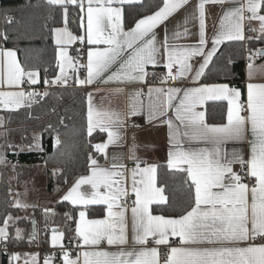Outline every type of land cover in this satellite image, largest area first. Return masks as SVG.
<instances>
[{
	"label": "snow or ice",
	"instance_id": "snow-or-ice-1",
	"mask_svg": "<svg viewBox=\"0 0 264 264\" xmlns=\"http://www.w3.org/2000/svg\"><path fill=\"white\" fill-rule=\"evenodd\" d=\"M47 2L63 8L65 25L69 6L78 8L85 34L74 35L66 26L53 30L59 75L51 81L45 80L46 85H67L70 72L79 85L144 84L150 65L167 70L160 78L161 84L168 81L183 84L194 71L190 61L194 57L203 58L191 75L192 84L197 86H150L146 104L139 99L143 91L138 90L132 94V103L125 113V116H135L146 108L149 122L162 119L167 124L171 145L167 167L183 175L182 183L188 193L180 214H153V205L168 203L166 186L157 184L156 164L140 161L133 151L132 168L117 163L121 157L115 155L109 166H103L89 154V174L79 176L61 198V202L83 209L79 211L75 228L80 241L76 247L81 251L75 258L63 251L64 264H264V83L251 82L254 60L264 57V49L248 57L246 98L241 89L228 83L199 84L219 45L225 41H245L246 20L257 21L259 27L250 30L264 34V14H261L264 0H198V16L186 15L183 31H174L171 37L165 22L190 0H162L155 12L137 20L127 30L123 5L139 0ZM209 3L236 6L224 11L219 30L212 38V47L205 51L208 43L205 5ZM190 18L199 22L197 44L174 43L190 35L187 27ZM161 25H165V34L158 40L156 29ZM180 27L177 24V29ZM77 41L90 46L86 49L84 64L79 62L80 49L75 50V56L69 54V46ZM80 69L86 72L84 79L79 78ZM26 83L38 84L39 71L22 66L16 51L0 48V108L15 111L31 107L37 97L49 95L47 91L26 92L23 89ZM87 100V135L91 137L96 131L106 133V141L93 147L107 160V149L121 139L114 126H122L125 120L117 112L95 108L92 93L87 94ZM208 102H226V122H207ZM55 143H60L59 137ZM236 143H246L248 152L227 147ZM0 163H4L2 157ZM234 166H239V170ZM130 195L135 197L131 204L128 203ZM92 205L106 206L105 216L89 219L87 209ZM14 206L28 207L19 200ZM49 212L45 209L46 214ZM12 219L11 216L4 219L0 242L9 240ZM52 233L51 244L56 246L64 233L56 229ZM177 237L179 243L172 246L170 238ZM16 239H21L19 229ZM150 240L155 246H148ZM105 244L116 250L104 248ZM162 245L168 248L164 259L160 254ZM19 258L16 254L11 256L12 260ZM25 264H37V256L25 260ZM44 264H50V259L46 257Z\"/></svg>",
	"mask_w": 264,
	"mask_h": 264
},
{
	"label": "trees",
	"instance_id": "trees-1",
	"mask_svg": "<svg viewBox=\"0 0 264 264\" xmlns=\"http://www.w3.org/2000/svg\"><path fill=\"white\" fill-rule=\"evenodd\" d=\"M160 4L159 0H146L135 5H125V24L130 26L137 18L155 10ZM261 13H264V9ZM79 17V9L69 6L68 24L77 33L81 32ZM63 23V8L50 5L47 0H0V47L14 49L22 66L39 71L41 87L46 85L45 80L51 81L57 74L56 45L52 32L54 27ZM5 36L7 39H4ZM261 46H264V36L254 37L246 42H224L207 67L205 80L242 82L245 77V52ZM233 60L236 62H230ZM45 91L49 95L37 97L31 107L15 111L0 110L7 122L35 126L41 132L42 144L39 151H14L12 147L4 146L6 162L0 163V224H3L8 215H20L32 209L13 205V188L19 187L24 178L35 171L38 164H44L51 176L47 185L49 191L53 190L55 182L65 187L88 170V157L93 153L94 142L103 136L99 131L94 132L91 137L87 135L86 95L82 88L53 86L41 93ZM206 108L208 122L218 123L225 120V102H209ZM57 137L59 144L55 143ZM157 166V183L159 186H166L168 203L153 205V213L176 216L188 199L182 183L183 175L169 170L165 162ZM55 168L60 169L57 179L53 177ZM53 208L55 211L52 222L63 226L64 240L68 241L67 239L73 237L79 207L58 201ZM33 209V217L39 224L40 241L45 245L51 227L44 223L43 208ZM103 209L89 206L88 214L92 217L101 215ZM19 221L25 223V232L21 239L9 234L7 246L11 249L26 248L31 242L28 239L31 220L22 216ZM9 255V250L2 253L1 264H12Z\"/></svg>",
	"mask_w": 264,
	"mask_h": 264
},
{
	"label": "crops",
	"instance_id": "crops-1",
	"mask_svg": "<svg viewBox=\"0 0 264 264\" xmlns=\"http://www.w3.org/2000/svg\"><path fill=\"white\" fill-rule=\"evenodd\" d=\"M143 1H146V0H139V2H134V3L125 4V5H135V4H139ZM159 1L162 4V0H159ZM197 3H198V0H190V3L188 5L179 9L176 13L173 14L172 17H170L165 22L169 37L172 36V33L174 31H177V30L183 31V21H184V18L186 15L191 13V14H195L196 16H198V13L196 12ZM161 4H160V6H161ZM125 5H123V21H124L125 30L133 27L137 20L143 18L146 15H150L157 10V8H156L155 10H153L147 14L142 15L140 18H137L130 26H127L125 24ZM235 6H236L235 4H231V3H224V4L209 3V4L205 5V25H206L205 32H206V38L208 40L205 51L210 50L212 47L211 41H212L214 34L219 30V22H220V19L222 18L224 11H226L227 9L233 8ZM261 14H264V13H261ZM80 15H81V13H80ZM246 15H247V13H246ZM245 22H244V26H245ZM253 22H254V28H258L259 27L258 22L257 21H253ZM79 23H80V28H81L80 33H77L76 31H74L73 28L68 23H67V25H65V23H63L61 26L54 27L53 30L56 28H64L66 26L70 31L73 32L74 35H77V36L84 35L85 31H84V28L81 27L80 19H79ZM177 24L181 25V27L179 29H177ZM165 25H161L159 28L156 29L158 40H162L164 37ZM187 27L189 29L190 35L187 37L182 36L180 39L173 41L174 43H177L180 45H196L197 44L198 38H199V36H198V32H199L198 19L190 18L189 23L187 24ZM254 34L256 37L264 36V34H261L258 31L254 32ZM52 39H53V42L55 44L53 32H52ZM246 41L247 40L245 39V41H243V42H246ZM225 42H228V41H225ZM77 43H79V41H77L75 44L69 46V54L70 55H73V56L76 55L75 50L78 49V47L76 46ZM82 45H83V47H82V50H80L81 55L79 57L80 64L86 63V49L88 47H90L87 45L86 42ZM221 45L218 46V49L220 48ZM262 47H264V46L253 49L251 51V54H254L256 50L261 49ZM0 48L11 49V48H4V47H0ZM11 50H14V49H11ZM245 55H246V52H245ZM249 55H248V57H249ZM17 59L19 60L18 55H17ZM193 59L196 60L195 64H193V69L195 71V69H197L199 67V64L203 62V58L202 57H194ZM163 62L164 61L162 60V63ZM230 62H232V61H230ZM190 63H191V61H190ZM248 63H249V60L247 62H245V77H244V80L240 83L234 82V81H210V80H205V77L202 76L200 78L199 84L228 83L232 87H237V88L241 89V91L245 93V98H246V84L249 82L248 70H247V64ZM157 68L158 69H161V68L165 69L162 66L154 68L153 66L150 65L147 67L146 70L149 71L151 69H157ZM206 69H205V71H206ZM194 71L191 75H194ZM57 75H59V69L57 71L56 76ZM191 75L188 79L183 81V84H181L179 81H177L176 84L174 85L172 81H168L167 84L157 83V84L148 85V86L143 88V86H142L143 84H141V83H135V84L94 83L93 85H79L75 82V77L70 72L69 73L70 78L68 80L67 85H64V84H60V85L61 86H76V87L82 88L85 91L87 108H88L87 94L92 93V95H93L92 103H93V106L95 108L100 109V110L114 111V112L119 113L122 117H124L125 122L122 126L119 124L114 126L118 130V132L121 136V139L116 144L109 146V148L107 149L108 159L106 160L101 154L95 152L94 147H93V153L91 155L94 158H97L99 160V163L103 166H109L112 163V159H111L112 156L115 155L117 157H121V159L117 160L116 162L117 163H124L130 169L135 164V160L130 158L133 155V151H134L135 156L140 161L146 162L148 164L158 165L161 162H165L167 164L168 153H169V150L171 147V145L169 143V135H168L169 130H168L167 124L163 123L162 119L149 122L146 108L141 109L140 113L138 115L125 116V113L128 112L129 106L132 103V94L138 90H142L143 93L145 94V97L141 96L139 99L144 101L146 104L147 99H148V97H147L148 87L153 86V87H165V88H167L170 86H180V87L197 86V85L192 84ZM85 76H86V72L83 69H80L79 70V78L84 79ZM55 77L53 79H55ZM40 80H41V78H40V74H39V83H40ZM251 82H253V83H264V57L256 58L254 60V69H253V75L251 77ZM39 83L36 85H31V86H29L26 83L23 85V89L26 92L27 91H35V92L41 93L43 90L35 89L37 87H41V86H39ZM53 85L56 86L57 84H53ZM225 104H226V102H225ZM206 107H207V105H206ZM0 110H3V109L0 108ZM226 112H227V106H226ZM224 122H226V115H225V120L223 122H218V123L208 122V123L219 124V123H224ZM25 136H26L25 134H24V136L21 135L20 136L21 140ZM12 137L16 138L17 134L16 135L13 134ZM106 139H107V135H106V133H103V136L101 138H99L97 141H95L94 145L96 143L105 142ZM16 143H17V141H16ZM12 144H14V143H12ZM7 146L9 147V145H7ZM11 147H12V149H14L13 146H11ZM227 147L229 149L236 148L237 150L243 151L244 153H247L249 150L248 145L246 143H244V144H241V143L229 144ZM17 150L23 151L22 149H18V148H17ZM2 158L5 159V157H2ZM141 166L143 167L144 164L142 163ZM234 167L237 170H239V166H234ZM87 174H89V168L82 175H87ZM79 176H81V175H79ZM79 176H77L67 186L61 187V189H60L61 193H60L58 201H61V198L63 197V195H65L67 193V191L73 186L75 180ZM134 199H135L134 195H130V200L128 201V203L131 204L132 200H134ZM67 203L71 204L70 202H67ZM92 206L93 207L98 206V207H102L104 209H103V212L101 215H97V216L92 217V216H89V214H88L89 219H98V218H103L105 216V207L106 206H104V205H92ZM78 207H79V210L77 212V216L75 219V226H74V230H73V234H72L73 236H76L75 228H76V224L79 220V215H78L79 211L83 210L81 206H78ZM33 208L34 207H32L30 212H28V213L26 212L24 217L29 218L30 220L31 219L35 220V218L33 217L34 212H35ZM48 209L50 210V212L46 214L45 210L43 208L44 223L46 225L49 224V226L51 227V230L46 237L47 241H46V243H44L45 247H41L42 249L41 248L35 249V247L29 248V246L27 248H12L11 250H9L10 259H11V255L13 253H16V252H37L38 256H40L37 258V264H44L45 259H42V258H46V257L50 259V264H64L63 258L59 262L56 261V259L53 257L51 250L48 249V247L53 246L51 244V237L53 234L52 230L56 229L57 231L64 233L63 226L55 225L52 222V219L54 217V211H53L52 207L48 206ZM87 213H88V209H87ZM153 214H155V213H153ZM129 216H130V212H129ZM19 226L22 228L20 230V236H22L25 232V226L23 224H19ZM13 228H14V224L10 225V228H9L10 235L14 236V233L12 232ZM39 231H40L39 230V224L35 220V236H34L35 238H30V236H29L28 239L31 241L29 244L32 243V245H34L35 244L34 241L40 239ZM129 235L131 236V233H129ZM15 237H16V235H15ZM34 239H36V240H34ZM67 240H70V239H67ZM63 242H65L64 238L61 240L60 244H62ZM170 242H174L172 244V246H175L176 244L179 243V238L178 237L177 238H170L169 243ZM1 243L2 242H0V245H1ZM257 243H259V241H257ZM56 246H59V244ZM148 246L153 247L152 245H149V244H148ZM53 247H55V246H53ZM103 247L108 249V250H116L115 247H112L109 249V246H107L106 244L103 245ZM80 251H81V249L76 252V255ZM76 255L71 256V258H75ZM164 258L161 257V259H164ZM38 260H39V262H38ZM11 262H12V260H11ZM0 264H1V259H0ZM24 264H25V262H24Z\"/></svg>",
	"mask_w": 264,
	"mask_h": 264
},
{
	"label": "rangeland",
	"instance_id": "rangeland-1",
	"mask_svg": "<svg viewBox=\"0 0 264 264\" xmlns=\"http://www.w3.org/2000/svg\"><path fill=\"white\" fill-rule=\"evenodd\" d=\"M5 119L6 118L2 114H0V120L3 121L2 125H0V157H5L4 146L6 145L13 146L14 151H18L17 148L22 149L23 151H39L42 149L41 132L37 130L35 126L27 125V124L16 125L13 124L12 122H7ZM12 131H14L15 133H13ZM13 134L15 135L17 134V137L16 138L12 137ZM24 134L26 136L21 140L20 136L21 135L24 136ZM37 137L39 139H37ZM4 162H6V157L4 159ZM59 171H60L59 168H55L53 170L54 179H57ZM50 179L51 176L47 173L45 165L42 163L38 164L35 167V171L31 174H28L21 182L19 187L15 186L13 188L15 190L12 198L13 205L15 204V201L19 200L23 204L28 205V207H42L45 210L48 209V206H51L53 211H55L53 205L56 204L59 200V196L61 193L60 189L62 186H59V184L55 182V186L53 190L49 191L47 185ZM14 180H16V177ZM30 211L31 210L25 211L23 214L20 215H8L13 218L11 221H9V226L14 224V228L12 229L14 236L16 235L17 229L19 230L22 229L19 226V224L25 225L24 222L19 220L22 218V216L25 215L26 212L28 213ZM2 226L3 224H0V227ZM8 234H10L9 227H8ZM34 242H35L34 245H32V243L29 244V248L35 247V249L38 248L40 249L41 247H45V245L41 244L40 239ZM13 254L19 255L20 258L19 260L11 259L12 264H24L25 260H30L33 255H36L37 258L40 257L38 256L37 252H16Z\"/></svg>",
	"mask_w": 264,
	"mask_h": 264
},
{
	"label": "built area",
	"instance_id": "built-area-1",
	"mask_svg": "<svg viewBox=\"0 0 264 264\" xmlns=\"http://www.w3.org/2000/svg\"><path fill=\"white\" fill-rule=\"evenodd\" d=\"M254 28V22L253 21H246L245 22V26H244V35L246 37V40H248V38L250 37L251 38H254L256 37L254 32L251 31L250 29H253ZM78 47V49L82 50V47L83 45L79 42L77 43L76 45ZM255 49V48H253ZM253 49H248L246 51V55L244 56L243 60L244 62H247L248 61V55L251 53V51ZM195 59H192L191 60V63L192 64H195ZM232 62H236V60H233ZM175 71V69L173 70ZM155 72L156 75L153 76L152 73ZM149 75L148 77L146 78L147 79V82L144 83L142 86L143 88L148 86V85H151V84H157V83H160V78L166 73V70L165 69H151L148 71ZM55 85L53 84H47V85H44L42 87H37L35 89L37 90H44V89H48L50 87H53ZM57 87L61 86L59 83L56 85ZM142 97H145V94L142 95ZM130 200V197L128 199V201ZM80 243L79 239L76 237V236H73L70 240L68 241H65L63 242L62 244H59V246H55V247H48V249L51 250L52 254H53V257L56 259V261H61V259L63 258V251H67L70 253V256H74L76 255V252L78 250H80V248H77L76 245ZM174 242H170V244L172 245ZM61 245L63 246V250L61 248ZM149 245H152V246H155L152 241L150 240L149 241ZM160 247V254H161V257L164 258L166 256V253L168 251V248L166 246H159ZM42 249V248H41ZM8 250H11V248H9L7 246V241H4L1 243L0 245V259H1V256H2V253L8 251Z\"/></svg>",
	"mask_w": 264,
	"mask_h": 264
},
{
	"label": "water",
	"instance_id": "water-1",
	"mask_svg": "<svg viewBox=\"0 0 264 264\" xmlns=\"http://www.w3.org/2000/svg\"><path fill=\"white\" fill-rule=\"evenodd\" d=\"M261 49H264V47H262ZM34 236H35V220L34 219H31L30 238H34Z\"/></svg>",
	"mask_w": 264,
	"mask_h": 264
}]
</instances>
